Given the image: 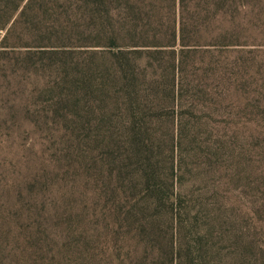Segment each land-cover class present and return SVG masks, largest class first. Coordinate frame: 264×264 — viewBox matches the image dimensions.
Masks as SVG:
<instances>
[{"label":"trees","instance_id":"trees-1","mask_svg":"<svg viewBox=\"0 0 264 264\" xmlns=\"http://www.w3.org/2000/svg\"><path fill=\"white\" fill-rule=\"evenodd\" d=\"M250 1L0 0V58L11 61L17 44H35L23 53L26 62L58 70L50 87L58 92L43 108L44 117L55 107L59 114L53 120L76 121L70 113H82L94 132L105 128L102 139L98 136L104 147L99 161L108 190L99 212L116 228L118 264L245 263L225 211L210 208L201 194L195 200L187 189L188 166L199 156L190 147L198 140L189 136L201 124L197 118L211 94L202 71L187 59L217 39L205 37L211 27L224 26L228 12L241 11ZM64 29L107 47L77 52L73 45L51 44L62 43ZM226 36L231 31L218 37L233 42ZM228 69L216 67L211 74L220 96L231 88L225 84ZM3 130L0 119V249L7 247L2 216L9 193ZM102 248L94 249L112 258L113 252Z\"/></svg>","mask_w":264,"mask_h":264},{"label":"rangeland","instance_id":"rangeland-1","mask_svg":"<svg viewBox=\"0 0 264 264\" xmlns=\"http://www.w3.org/2000/svg\"><path fill=\"white\" fill-rule=\"evenodd\" d=\"M221 21L222 28L211 27V34L205 35L217 39L204 42L187 59L191 68L202 71L211 94L205 95V114L197 118L201 128L189 136L197 138L190 147L199 156L189 164L185 181L195 200H201V194L210 208L225 211L238 258L242 261L240 253L247 258L244 264H264V0H251ZM225 29L233 42L218 37ZM64 30L62 43H50L73 45L77 52L107 47L101 40ZM27 49L36 45L17 44L11 61L0 58L9 191L7 216H2L7 247L0 249V264H118L116 228L99 212L108 190L106 168L99 161L104 147L98 136L102 139L105 128L94 132L82 113H70L76 121L53 120L59 114L55 107L44 117L43 108L58 92L50 90L58 70L38 60L26 62ZM223 65L229 68L225 84L231 88L220 96L211 74ZM96 244L109 248L112 258L94 249Z\"/></svg>","mask_w":264,"mask_h":264}]
</instances>
